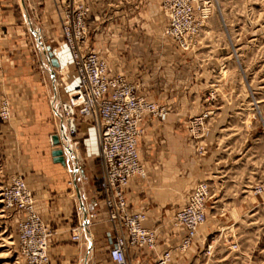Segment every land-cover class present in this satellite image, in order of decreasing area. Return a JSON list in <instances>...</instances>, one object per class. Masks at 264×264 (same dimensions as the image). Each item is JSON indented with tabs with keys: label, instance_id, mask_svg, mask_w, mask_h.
<instances>
[{
	"label": "crops",
	"instance_id": "obj_1",
	"mask_svg": "<svg viewBox=\"0 0 264 264\" xmlns=\"http://www.w3.org/2000/svg\"><path fill=\"white\" fill-rule=\"evenodd\" d=\"M65 2L66 0H0V76L7 91L15 93L13 152L16 160H13L11 173L25 180L32 192L37 212L52 229L49 264H109L108 257L103 261L98 259L100 252L111 245L112 233L98 195L100 166L97 161L99 147L96 128L89 121H82L79 134L70 140L65 130L61 129H64L61 115L55 113L58 123L54 117L52 119L46 101L49 88L48 84L43 83L48 71L47 65L41 60L37 68L32 41L28 36V31L38 24L47 29L56 28ZM159 2L160 0H101V3L107 5V10H103L102 4L101 7L98 4V8L95 4L91 11L92 24L97 26L103 23V13H109L107 24L103 27L110 29L108 47L112 53H117L115 51L121 47L119 45L124 47L122 56L117 53L114 63L124 76L140 78L142 83L138 88L139 93H153V80L162 78L164 89L158 90L159 94H154L155 99L166 103L182 100V108L189 107L190 96L170 94L175 93L173 75L169 69L171 64H164L158 53H153L158 50L159 45L164 52L171 47L175 48L174 43L162 34L163 18ZM136 7H140L142 12L140 19L134 22L130 17ZM17 8L22 13L26 12L23 20L16 18ZM121 28L126 30L119 32ZM127 28L140 29L136 33L138 36L132 37ZM137 43L141 46H137ZM144 44L152 45L155 50L152 53L149 51L151 57L156 55L152 71L137 66V62L142 60ZM65 51L67 49L64 47L55 52L58 67L48 66L51 76L58 74L59 81L64 80L63 93L76 83L70 56L67 57L69 53L66 54ZM186 53L191 57L189 59H194L193 50ZM66 70L68 73L65 72L60 77ZM200 87L197 84L191 86L188 94L198 93ZM51 90L54 94L52 99L55 100L53 81ZM191 98L193 99L192 96ZM50 108L54 110L51 100ZM180 124L182 118L179 114L170 115L164 121L148 115L143 118L144 135L139 143L138 153L146 175L132 177L126 195L130 209L146 213L144 226L155 229L157 243L153 252L144 248L128 249L127 256L132 264L151 261L157 253L164 250L171 251L172 264H197L200 251L194 244L185 252L178 250L181 231L174 226L172 219L174 212L181 207L182 189L186 191L192 183L191 176L199 171L204 172L211 160L205 155L190 157V151L186 153L179 148L181 144L178 139L183 136L177 130ZM55 134L71 149L64 150L65 165L52 160L51 151L59 147L52 144L51 137ZM185 145L188 148V144ZM77 176L81 181L79 184ZM74 228L81 229L79 241L71 239Z\"/></svg>",
	"mask_w": 264,
	"mask_h": 264
},
{
	"label": "rangeland",
	"instance_id": "obj_2",
	"mask_svg": "<svg viewBox=\"0 0 264 264\" xmlns=\"http://www.w3.org/2000/svg\"><path fill=\"white\" fill-rule=\"evenodd\" d=\"M95 4L97 8L98 4L100 7L102 4L103 10H107V5L101 3V0L65 2V6L76 8L82 5L87 9L85 37L81 41L83 51L96 52L105 60L110 74L123 75L117 69L114 59L118 54L122 56L124 47L119 45L121 51H115L118 54L112 53L108 47L110 29L103 28L109 19L107 11L102 15L104 24L93 26L91 11ZM159 8L163 18L162 34L174 43L175 48L171 47L165 53L159 45L158 50L153 52L155 50L152 45L144 44L142 60L137 62V66L150 71L156 62V55L151 57L150 52L158 53L164 64H171L169 69L173 75L175 93L170 94L190 96L189 107L182 108V100L166 103L155 99L154 94L157 95L158 90L164 89L162 78L153 80V93L142 92L143 95L138 92L142 83L139 77L123 76L135 85L139 95L150 98L151 102L159 106V114L147 112L144 116L164 121L170 115H181L182 124L177 130L183 136L178 139L181 144L179 148L184 149L186 153L190 151V157L205 155L211 160L210 166L206 167L204 172L199 171L191 176L192 183L189 182L190 186L186 191L182 189L180 197V206H183L198 182L206 181L209 184L206 221L199 227L190 247L194 244L200 251L197 264H264V0H211L209 17L196 41L190 45L177 41L166 32L168 18L161 0ZM141 12L140 7H136L130 19L134 22L139 20ZM15 14L20 20L26 17V12L22 13L18 8ZM61 18L60 16V20ZM124 30L126 29L121 28L119 32ZM127 31L135 38L140 29L127 28ZM28 33L37 68L41 60L47 65L48 71L43 81L49 88L46 101L52 119L54 117L58 123L55 113L60 114L62 118L59 103L65 98L68 90L63 93L64 80L59 81L58 74L52 77L49 73L48 66H52L44 47L50 46L54 55L65 47V53H69L67 57L70 56L61 34L60 21L56 28L47 29L38 24ZM137 46L141 45L137 43ZM192 50L193 60L189 59L191 57L186 53ZM167 52H170L168 54L171 56H168ZM65 72L67 70L60 77H63ZM2 81L0 76V107L6 100L10 106V116L2 117L0 108V264H26L17 245V213L7 207L3 199L5 188L11 184L13 176L19 175L11 173L13 160H16L13 152L15 93L8 92ZM52 81L56 93L55 100L52 99ZM196 84L201 85L200 91L188 94L189 88ZM50 100L54 110L50 108ZM199 117L201 120H197ZM140 126L142 132L138 146L144 135L142 122ZM71 138L73 137H70V140ZM97 159L100 166L99 157ZM143 169V175L137 176L146 175L144 166ZM76 181L78 184L81 182L79 176ZM107 254L108 249H103L98 259L107 260Z\"/></svg>",
	"mask_w": 264,
	"mask_h": 264
},
{
	"label": "built area",
	"instance_id": "obj_3",
	"mask_svg": "<svg viewBox=\"0 0 264 264\" xmlns=\"http://www.w3.org/2000/svg\"><path fill=\"white\" fill-rule=\"evenodd\" d=\"M168 18L166 32L183 44H193L210 14L211 0H161ZM87 9L65 6L61 12L60 28L71 56L76 83L61 100L64 129L76 137L80 123L94 125L99 145V189L106 220L111 226L112 242L108 248L109 264H132L127 256L130 248L156 250L155 229L144 226V211L130 209L126 189L132 177L143 175L138 153L140 126L144 114H159V106L137 93L133 83L123 75L110 74L105 60L94 51L84 52ZM4 118L10 116L9 103L1 107ZM201 120V117L197 118ZM209 184L198 182L186 203L173 214L174 226L183 233L178 245L185 252L206 221V200ZM3 199L17 213V245L26 264H49L52 229L35 208L32 192L21 176H13L5 188ZM81 229L74 228L73 241L81 239ZM134 264H172V253L164 250L151 261Z\"/></svg>",
	"mask_w": 264,
	"mask_h": 264
},
{
	"label": "water",
	"instance_id": "obj_4",
	"mask_svg": "<svg viewBox=\"0 0 264 264\" xmlns=\"http://www.w3.org/2000/svg\"><path fill=\"white\" fill-rule=\"evenodd\" d=\"M46 50L48 52V58L50 61V65L52 67H58L59 66V62L57 60V58L54 56V54L50 51V46H46ZM61 129L64 131L63 127H61ZM52 140V144L55 146H60L57 147L56 149H53L51 151V155H52V160L54 162L60 163L62 165L66 164L65 161V157H64V150L67 151H71L70 147H68L67 145H64L60 139V137L58 135H52L51 137ZM63 144V145H62Z\"/></svg>",
	"mask_w": 264,
	"mask_h": 264
},
{
	"label": "bare ground",
	"instance_id": "obj_5",
	"mask_svg": "<svg viewBox=\"0 0 264 264\" xmlns=\"http://www.w3.org/2000/svg\"><path fill=\"white\" fill-rule=\"evenodd\" d=\"M37 35H38V34H37ZM37 35H36V36H37ZM44 48H45V50H46V47H44ZM178 49H179V48H178ZM181 50H182V49H181ZM46 52H47V50H46ZM47 54H48V53H47ZM139 158H140V157H139ZM141 164H142V163H141Z\"/></svg>",
	"mask_w": 264,
	"mask_h": 264
}]
</instances>
